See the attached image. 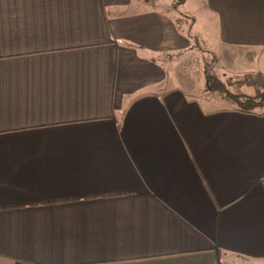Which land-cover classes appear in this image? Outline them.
Listing matches in <instances>:
<instances>
[{"label": "crops", "instance_id": "0c3cea01", "mask_svg": "<svg viewBox=\"0 0 264 264\" xmlns=\"http://www.w3.org/2000/svg\"><path fill=\"white\" fill-rule=\"evenodd\" d=\"M159 3L0 0V264H264V112L193 40L264 73V0Z\"/></svg>", "mask_w": 264, "mask_h": 264}, {"label": "trees", "instance_id": "16d2710c", "mask_svg": "<svg viewBox=\"0 0 264 264\" xmlns=\"http://www.w3.org/2000/svg\"><path fill=\"white\" fill-rule=\"evenodd\" d=\"M200 37L198 33L195 32L193 35V40L195 43V48L203 51L202 58L203 63L208 67L206 69V76L209 86L219 93L227 102H231L239 110L245 112H264V73L258 72H246L244 75L227 77L225 79L219 77L213 71L215 64L216 55L215 52L200 44ZM210 52L207 55V52ZM213 56V57H212ZM213 59V60H211ZM214 63V64H211ZM210 66V68H209ZM248 86L251 88H257L258 91L251 94L243 92L240 88Z\"/></svg>", "mask_w": 264, "mask_h": 264}, {"label": "rangeland", "instance_id": "374dc122", "mask_svg": "<svg viewBox=\"0 0 264 264\" xmlns=\"http://www.w3.org/2000/svg\"><path fill=\"white\" fill-rule=\"evenodd\" d=\"M199 2H200V0H195V8H197L198 7V5H199ZM172 3H176L177 5H175V6H173L172 5ZM190 4V3H189ZM159 6L163 9V10H165L168 14L169 13H171V14H173L175 17H180V19H182V18H184L182 15L183 14H186V12H185V10H187L188 8V6H184V5H182V4H180L179 3V0H167V2L166 1H164V0H160V3H159ZM179 19V18H178ZM179 22H182L181 20H179ZM203 51H201L200 49H195V64L197 63V61H199V65H197L198 66V68H199V70L200 71H197V66H195V73H200V72H202L203 73V75H206V69H207V67H208V65L206 66L204 63H203V61H204V59L202 58V53ZM210 52L208 51L207 52V55L209 56V55H211V54H209ZM216 55V54H215ZM213 57V56H212ZM211 60H213V59H211ZM217 60H218V57H217V55H216V59H215V64L214 63H211V64H214V65H212V66H214V68H213V71L215 72V74H217L219 77H221V78H223V79H225V78H227V76H225V77H223V75L221 74V73H219L217 70H216V64H217ZM209 68H210V66H209ZM211 69V68H210ZM197 77H199V76H197ZM207 84H208V86H209V83H208V81H207ZM210 87V86H209ZM211 88V87H210ZM242 91H246V92H257L258 91V89L256 88H251V87H248V86H244V87H242V88H240ZM205 90H208V87L206 88L205 87ZM216 94H219V93H217V92H215V95ZM219 96H220V94H219ZM227 102V101H226Z\"/></svg>", "mask_w": 264, "mask_h": 264}]
</instances>
